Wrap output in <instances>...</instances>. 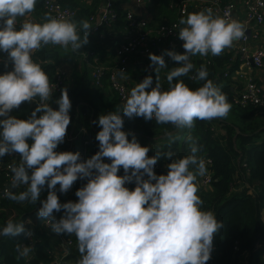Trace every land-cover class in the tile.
I'll use <instances>...</instances> for the list:
<instances>
[{"label": "clouds", "instance_id": "9594fccd", "mask_svg": "<svg viewBox=\"0 0 264 264\" xmlns=\"http://www.w3.org/2000/svg\"><path fill=\"white\" fill-rule=\"evenodd\" d=\"M36 3L0 0V52L12 62L11 70L0 73V158L19 156V163L9 166L12 177L4 197L32 205L39 200L38 219L56 235L76 237V264H206L223 222L213 211L203 210L198 195V177L208 171L198 155L202 145L190 131L169 135L170 143L185 141L189 154L178 159L172 151L150 156L149 146L141 145L135 135L128 138L123 117L155 120L177 130H191L197 120L227 118L232 105L204 65L190 77L204 81L201 86L192 89L180 78L195 68L191 57L221 55L244 38L245 25L227 12L214 14L210 7L182 17L178 38L184 51L149 53L154 72L167 67L165 55L177 62L167 73V90L158 81L153 84L151 75L145 76L121 109L99 115L98 151L83 159L79 151H56L71 123V101L61 89L54 101L58 108L51 106L55 85L32 57L45 45L78 52L88 43L91 25L46 13L43 22L25 20L17 27L18 18L32 13ZM24 102L36 103L26 119L10 114ZM161 155L170 162L167 173L158 175L154 166ZM121 168L123 175L118 174ZM78 179L86 183L76 190L77 200L62 203L57 185L60 193H67ZM128 183L135 186L129 189ZM45 186L47 197L40 200ZM59 212L63 214L57 219L54 213ZM21 234L32 236L21 220L10 218L0 228V236ZM33 249L34 245L17 243L15 251L24 257Z\"/></svg>", "mask_w": 264, "mask_h": 264}, {"label": "trees", "instance_id": "16d2710c", "mask_svg": "<svg viewBox=\"0 0 264 264\" xmlns=\"http://www.w3.org/2000/svg\"><path fill=\"white\" fill-rule=\"evenodd\" d=\"M56 1L64 7L74 9L77 21L86 20L94 11L90 7L78 5L75 0ZM117 3L122 1L117 0ZM146 8L154 18H163L165 22L175 18L174 12L166 10V0H152ZM118 20L109 29L88 34V43L81 48L88 59L93 56L102 63V57L109 55V60L113 48L122 38L121 33L110 32L111 29H116L115 26L124 25L120 19ZM33 57L48 74L50 82L53 80L55 68L65 67L62 63H58L52 49L47 48L46 45L35 51ZM229 57V54L222 53L218 56L207 55V63L202 59L192 60L195 68L188 76L180 78L192 89L201 86L204 81L190 77L195 76L200 66L204 65L208 70L209 79L221 87V91L226 94L232 105L227 118L197 120L193 129L177 130L171 124L158 125L155 120L123 117V130L128 133L129 139L135 135L141 145L149 146L150 156L157 152L172 151L173 159L188 155L189 149L183 140L170 143L169 135L184 136L190 131L198 138L199 144L202 145V151L198 155L203 159L211 160L209 187L200 188L198 195L203 201V210L213 211L217 219L223 222V228L213 240L211 259L206 264H264V108L252 105L237 107L233 104L235 87L232 86L230 74L235 70L237 62L231 63ZM11 66L12 62L8 59L7 53L0 52V73L10 70ZM175 66L177 64L170 65L167 73ZM139 70L141 71L136 66L134 72H131V77L135 79L140 73ZM167 73L160 79H156L154 75L155 80L164 90L168 88ZM100 81L101 87L90 84L84 63L78 71L67 75L61 89L67 90L71 101L69 112L71 123L67 128L64 142L58 145L56 151H79L83 159L91 157L98 151L99 142L95 137L100 130L97 122L99 115L117 111L123 106L114 94L106 91L104 76ZM61 89L53 92L50 101L53 108H58L54 101L59 98ZM29 111L28 102H24L10 114L26 119L30 115ZM105 162L110 161L105 158ZM169 162L168 158L161 155L154 166L156 174L166 173ZM118 174L123 175L122 168ZM84 183L86 179H78L67 193H60L57 185L56 191L60 201L63 203L77 200L75 192ZM126 186L131 189L135 185L128 183ZM21 190L23 187L14 191ZM46 197L45 186L40 200ZM39 207V200L35 205L27 202L17 203L6 198L0 201V228L11 218L21 220L26 229L32 230L31 237H25L23 234L16 237L0 236V264H41L49 260L51 240L47 235L48 232L40 226L37 217ZM62 214V212L54 213L57 219ZM65 240H69L71 245H68L61 264H76L80 258L76 237L66 236ZM28 241H31L30 245H34V249L27 256L20 257L15 251L16 244L27 245Z\"/></svg>", "mask_w": 264, "mask_h": 264}, {"label": "built area", "instance_id": "2783aa9c", "mask_svg": "<svg viewBox=\"0 0 264 264\" xmlns=\"http://www.w3.org/2000/svg\"><path fill=\"white\" fill-rule=\"evenodd\" d=\"M151 1L128 0L122 6L116 0H101L99 8H96L87 16L86 20L91 25L88 34L98 33L102 29H109L119 21L118 19L124 23L123 26H115V30H110L112 33H121L122 38L113 48L111 59L107 64L98 62L97 58L93 56L88 59L83 49L73 52L69 47L84 63L91 85L101 87L100 80L104 76L106 91L114 94L124 104L130 90L136 85L129 75V69L134 68L139 63L142 72L146 75L158 73L154 72L150 66L149 53L160 55L166 49L183 52V42L178 38L179 20L186 17L187 14L210 7L213 9L214 14L224 16L227 12L233 19L245 25L244 38L234 41L235 55L231 56L229 53V61L231 63L237 62V67L232 74L240 78L235 86L233 104L237 107L252 105L264 108V86L250 74V70L254 69L261 70L264 75V0H241L240 8L242 12L240 18L237 15V7L233 0H166V10L174 12L175 18L169 22L160 23L155 22L153 15L147 11V4ZM40 6L44 15L47 13L53 17L63 16L76 20L75 10L60 5L56 0H41ZM141 8H146V10L141 13L139 12ZM25 20L34 21L30 16L22 17L17 20V27ZM32 58L38 62L35 57ZM164 59L167 62L173 61L167 55L164 56ZM198 59H202L205 63L208 62L206 56H199ZM191 60L195 59L191 57ZM156 78L160 79L161 75H157ZM66 79L67 71L65 67H56L51 81L55 85V92L63 87ZM28 104L30 107L28 114H30L36 107V103L28 102ZM204 160L208 171L204 177H198L199 189L208 188L210 183L211 160L209 158H204ZM18 163L19 156L15 153L0 158V201L5 198V189L10 187L12 173L9 166ZM40 226L48 232L49 227L42 221H40ZM30 244L31 241H28L27 245ZM68 245H71L70 241L65 240V237L62 238L61 247H59L60 255L55 258L54 264L63 262L62 259L66 255ZM52 256L51 248L50 258Z\"/></svg>", "mask_w": 264, "mask_h": 264}, {"label": "crops", "instance_id": "0c3cea01", "mask_svg": "<svg viewBox=\"0 0 264 264\" xmlns=\"http://www.w3.org/2000/svg\"><path fill=\"white\" fill-rule=\"evenodd\" d=\"M75 1H76V3L78 5H81L83 7L84 6L85 7H90L94 11L96 10V8H99L100 3H101V0H75ZM121 1H122V3H119V4H121L123 6V3H125V0H121ZM233 1L235 2V5L237 7V10H236L237 11V15L240 18L241 12H242V9L240 8V4H241L240 2H241V0H233ZM40 3H41V0H37L36 6H35V10L32 13L28 14V16L32 17L35 22H43L44 14H43V12L41 10ZM144 10H146V8ZM21 18H18V20L21 19ZM158 18H160V17H158ZM158 18H154V20H156L157 23L165 22V19H163V18L158 19ZM75 21H77V20H75ZM0 25H2V22L1 21H0ZM46 46H47V48H51L52 49V52L54 53V56L59 61L58 63H62V65L65 66V69L67 71V75L71 74V72L73 73V71H76V70L78 71V69L80 68V66L83 63V62H81L79 60L78 56L76 54H74L70 50V48H68L67 50H65L64 48H62L59 45H46ZM83 47H84V45L81 48H83ZM234 48H235V43L233 42L232 47L226 48L223 51V54H229L230 53L231 56H234L235 55V49ZM108 57H109V55H104L102 57V59H103L102 60V63L107 64L110 61V59H111V56H110L109 60H108ZM198 57L199 56H194L192 58L193 59H198ZM235 60H237V59H235ZM173 63H176L177 64V62H175V61H172V62H167L166 61V66L167 67L166 68H163V69H160L159 72H158V75L165 76L166 73H167L168 68ZM135 67L134 68L131 67V69H129V75H130V77H131V72H134ZM137 67L139 69H141V66L139 65V63L137 64ZM236 67H237V64H236ZM141 72H142V70L140 71V73ZM250 74H251V76H253L254 79H256L257 82H259L261 85L264 86V75H263V72L261 70L251 69L250 70ZM131 79H132V81L135 84L138 83L134 79V77H131ZM230 79L232 81V86L233 87H235L238 84V82L240 81V78H237V77L233 76L232 73L230 74ZM47 231H48V234L47 235H49V239L51 240V248H52L53 256H52V258H50L49 260H47L43 264H54L55 258L58 255H60L59 247H61V239L64 238V237H66V236H68V235L67 234L56 235V234H54V233L51 232V229L50 228L47 229Z\"/></svg>", "mask_w": 264, "mask_h": 264}, {"label": "water", "instance_id": "95a60500", "mask_svg": "<svg viewBox=\"0 0 264 264\" xmlns=\"http://www.w3.org/2000/svg\"><path fill=\"white\" fill-rule=\"evenodd\" d=\"M151 76H152V78H153V84H155V78H154V75H152V74H150ZM145 76H147L144 72H141V73H139L136 77H135V79H136V81L137 82H140Z\"/></svg>", "mask_w": 264, "mask_h": 264}, {"label": "rangeland", "instance_id": "374dc122", "mask_svg": "<svg viewBox=\"0 0 264 264\" xmlns=\"http://www.w3.org/2000/svg\"><path fill=\"white\" fill-rule=\"evenodd\" d=\"M128 2V0H125V3H127ZM130 3V2H129ZM144 11V9L143 8H141L140 10H139V12H143ZM153 18H154V16H153ZM155 22H156V20H154ZM138 72H140V70L138 71ZM155 75L157 76V74L155 73ZM264 135V134H263Z\"/></svg>", "mask_w": 264, "mask_h": 264}]
</instances>
